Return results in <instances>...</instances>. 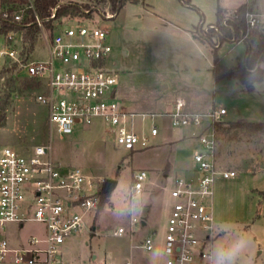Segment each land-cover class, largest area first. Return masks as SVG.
I'll return each instance as SVG.
<instances>
[{
  "label": "rangeland",
  "instance_id": "obj_1",
  "mask_svg": "<svg viewBox=\"0 0 264 264\" xmlns=\"http://www.w3.org/2000/svg\"><path fill=\"white\" fill-rule=\"evenodd\" d=\"M69 1L78 3L86 14L65 18L62 27L87 24L83 19L87 16L94 18L91 25L109 32L107 40L112 51L107 61L119 80L116 99L126 112L135 114L137 133L149 132L153 123L159 133L150 137L148 148L133 153L116 148L100 121L60 136L50 126L48 108L36 100L39 84L25 78L17 68L0 81L1 98L10 95L6 110L0 113V149L50 146V156L57 164L80 167L101 180V193L104 186L108 187V200L100 196L101 205L86 218L87 228L70 240L68 258L91 264L93 256L97 262L123 264L129 259L133 264H162V240L175 202L171 196L172 177H190L188 170L194 167L193 155L198 148L197 140L192 138L196 129L171 123L168 113L176 100L183 99L189 113L206 114L226 108L220 121L223 124L264 119V78L251 92L238 81L215 80V72L223 74L243 61L246 45L232 40L222 43L215 64L213 49L196 34L200 21L202 30L216 22L218 7L230 9H223L228 17L242 0H143L127 3L113 18L104 17L112 12L108 0H63ZM255 1V8L264 13V0ZM49 34L46 27L39 30L30 52L21 31L12 32L8 41L0 35V50L6 45L21 47L32 61L44 60L48 57L45 38ZM10 64L9 59L0 62V72ZM261 68L264 71V61ZM11 78L15 87L12 92ZM144 113L156 116L143 120ZM217 137L219 163L238 175L218 179L215 184L213 216L219 235L213 248L225 239L242 236L247 247L237 264H264V134L232 130L217 131ZM180 138L182 141H178ZM173 161L170 176L164 178L162 170ZM140 169L148 174L144 189L135 201H130L133 175ZM132 216L146 220L147 225L143 229L135 227L133 235L114 237L113 230L128 227ZM30 233L39 235L42 228L28 224L19 236L24 238ZM147 236L155 240V249L150 253L138 248Z\"/></svg>",
  "mask_w": 264,
  "mask_h": 264
},
{
  "label": "built area",
  "instance_id": "obj_2",
  "mask_svg": "<svg viewBox=\"0 0 264 264\" xmlns=\"http://www.w3.org/2000/svg\"><path fill=\"white\" fill-rule=\"evenodd\" d=\"M32 1L29 0L31 7ZM243 4L249 8L245 12L246 31L238 43H245L255 30L264 37V13L255 8V0H244ZM115 16L113 11L104 14L106 18ZM83 19L87 24H60L58 30L46 35V59L32 61L24 56L21 47L6 45L0 50V62L9 59L25 78L39 84L36 100L48 108L50 126L60 136L73 134L78 126L89 128L100 121L116 148L129 153L144 150L159 130L153 123L149 132L137 133L133 125L135 114L126 112L116 99L119 80L107 61L112 51L107 40L109 32L91 25L94 18ZM36 21L40 30L45 28L39 18ZM210 29L217 28L209 25L204 31ZM4 36L6 41L13 37L12 32ZM185 106L183 99H177L168 115L174 127L197 130L192 132V138L197 140L198 148L193 155L194 167L188 170L190 177L177 176L173 180L171 196L175 202L162 240V264H210L213 242L219 235L213 216L215 184L218 179L237 177L238 172L222 167L218 160L215 124L227 113L226 108L200 114L186 112ZM155 116L141 114L143 120H153ZM147 175L144 169L134 173L128 192L130 201L141 195ZM101 184V180H95L80 167L57 164L50 156V146L1 148L0 264H91L68 258V245L87 228L88 215L98 209ZM28 224L38 225L42 233L21 238L19 233ZM145 226L146 220L132 216L128 227L119 226L112 234L133 235L135 227ZM138 248L152 252L154 237H145ZM93 264L116 263L94 260ZM123 264L133 263L128 259Z\"/></svg>",
  "mask_w": 264,
  "mask_h": 264
},
{
  "label": "trees",
  "instance_id": "obj_3",
  "mask_svg": "<svg viewBox=\"0 0 264 264\" xmlns=\"http://www.w3.org/2000/svg\"><path fill=\"white\" fill-rule=\"evenodd\" d=\"M141 1L143 0H108L111 10L116 14L119 13L127 3L136 4ZM32 4L33 7H31L29 0H0V35L21 31L28 52L34 49L36 34L40 30L37 25V18L44 23L45 27L48 28L51 33H54L55 30H58L57 26L61 24L62 20L84 12L78 3L71 1L33 0ZM248 8V5L241 4L231 15L229 14L228 17H225L226 12L223 8L218 7L216 13L217 19L215 22L217 29H210L208 32H204L202 28L199 29L202 21L199 23L196 31L197 37L200 41L208 43L213 49L215 64L219 61L218 50L221 44L241 37L246 31L245 12ZM54 9H56V13H54ZM53 14H55L54 17H52ZM16 16H19V18L16 19ZM224 20H226V23H223ZM244 44L246 45V52L243 61L234 69H230L223 74L215 72V80L218 81L222 78L235 80L241 83L247 91L251 92L254 90V85L264 78V71L261 68V62L264 61V37L256 30L251 31L248 40H246ZM16 69V63L11 62L7 68L1 70L0 81L6 73H13ZM12 83L13 79L11 78L9 80L11 92L15 90V87L11 85ZM9 97V94L4 98L0 96V113L6 110ZM215 126L217 131L224 133H229L232 130H245L247 132L264 134V119L261 122L237 121L228 122V124L218 122ZM107 188V186H104L102 193L100 192L103 201L108 198ZM101 199L99 205H101Z\"/></svg>",
  "mask_w": 264,
  "mask_h": 264
},
{
  "label": "clouds",
  "instance_id": "obj_4",
  "mask_svg": "<svg viewBox=\"0 0 264 264\" xmlns=\"http://www.w3.org/2000/svg\"><path fill=\"white\" fill-rule=\"evenodd\" d=\"M246 247L247 241L242 236L231 241L225 239L223 242H218L209 257L210 264H237V259Z\"/></svg>",
  "mask_w": 264,
  "mask_h": 264
},
{
  "label": "crops",
  "instance_id": "obj_5",
  "mask_svg": "<svg viewBox=\"0 0 264 264\" xmlns=\"http://www.w3.org/2000/svg\"><path fill=\"white\" fill-rule=\"evenodd\" d=\"M181 1H183V0H181ZM184 2V1H183ZM244 3V0H242L241 1V3L239 4V5H237L234 9H236L237 7H239L241 4H243ZM223 9H227V8H223ZM227 10H230V9H227ZM201 22V21H200ZM210 25H215V23H212V24H210ZM231 43H234V44H241V43H238V42H234V41H232ZM222 46V45H221ZM220 46V47H221ZM237 122V121H236ZM178 141H182V138H180ZM172 166H174V161H173V163H172V165L171 164H169V165H167L165 168H164V170H162L163 171V174H162V176L164 177V178H167V177H169L170 176V173H171V171H172ZM145 170V169H144ZM174 178H175V176L174 177H172V179L174 180ZM146 225H147V223H146ZM93 260H97V257L96 256H93V258H92Z\"/></svg>",
  "mask_w": 264,
  "mask_h": 264
},
{
  "label": "water",
  "instance_id": "obj_6",
  "mask_svg": "<svg viewBox=\"0 0 264 264\" xmlns=\"http://www.w3.org/2000/svg\"><path fill=\"white\" fill-rule=\"evenodd\" d=\"M144 224H145V222H144Z\"/></svg>",
  "mask_w": 264,
  "mask_h": 264
}]
</instances>
